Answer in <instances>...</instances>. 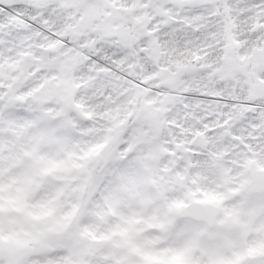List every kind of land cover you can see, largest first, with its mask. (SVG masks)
<instances>
[{"label": "snow or ice", "instance_id": "snow-or-ice-1", "mask_svg": "<svg viewBox=\"0 0 264 264\" xmlns=\"http://www.w3.org/2000/svg\"><path fill=\"white\" fill-rule=\"evenodd\" d=\"M0 264H264V0H0Z\"/></svg>", "mask_w": 264, "mask_h": 264}]
</instances>
